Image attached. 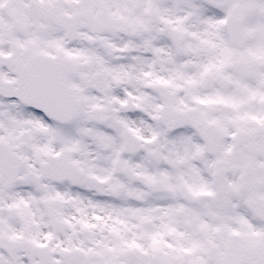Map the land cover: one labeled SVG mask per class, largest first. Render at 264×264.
<instances>
[{
  "label": "snow or ice",
  "instance_id": "obj_1",
  "mask_svg": "<svg viewBox=\"0 0 264 264\" xmlns=\"http://www.w3.org/2000/svg\"><path fill=\"white\" fill-rule=\"evenodd\" d=\"M0 264H264V0H0Z\"/></svg>",
  "mask_w": 264,
  "mask_h": 264
}]
</instances>
